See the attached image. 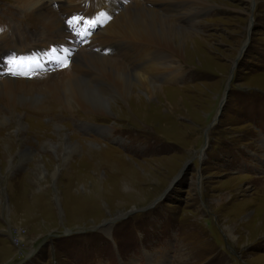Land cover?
Segmentation results:
<instances>
[{"label": "rangeland", "instance_id": "1", "mask_svg": "<svg viewBox=\"0 0 264 264\" xmlns=\"http://www.w3.org/2000/svg\"><path fill=\"white\" fill-rule=\"evenodd\" d=\"M86 1L102 16V0ZM204 1L207 9L192 4L167 17L192 29L185 16L195 15L201 36L181 44L184 76L156 83L165 84L163 101L133 90L147 111L116 95L104 113L63 108L42 84L21 94L40 97L18 121L0 124V264H264V0ZM22 11L0 0V40L20 30L18 48L35 41L51 54L4 49L0 74L30 81L38 69H67L74 60L58 62L56 38ZM104 55L138 66L114 48ZM104 81L99 89L110 91ZM58 140L71 144L70 160L45 147ZM52 235L60 237L47 241Z\"/></svg>", "mask_w": 264, "mask_h": 264}, {"label": "bare ground", "instance_id": "2", "mask_svg": "<svg viewBox=\"0 0 264 264\" xmlns=\"http://www.w3.org/2000/svg\"><path fill=\"white\" fill-rule=\"evenodd\" d=\"M11 1L17 5L20 11L23 10V16L28 19L29 24L40 25L47 36L51 34L52 37L56 38V59L58 62V57H62L64 60L72 58L74 62H71L65 70L59 69V67H56V69H38L35 74L31 73V78L28 76L32 79L30 81L25 78L26 76L16 80L3 75V73L0 74V96L6 104L4 106L6 116L1 118L0 124L5 125L15 120L18 121L21 118L18 111L27 106L31 107L39 99L40 96H33L34 94H21H29L31 89L35 90L40 84L44 85L43 90L46 85L48 86L50 93L58 102L60 101L63 108L75 110L86 108L94 113H104L109 110L108 103H110L109 100H111L112 95H116L113 100H118L119 105L122 106V102L130 97V104L135 102L136 106L139 105L141 112L147 111V108L142 105L143 96H138L137 91L133 90L137 89L142 93L144 92L149 102L154 96L162 99L161 94H163L162 89L165 84L159 87L156 83L162 81L167 84L184 76L182 67L176 65L178 56L181 53V44L190 41L192 37L198 39L201 36L196 30H193L194 27L199 25L198 21L195 22V15L185 16L186 20L192 24V29L176 26L168 18L171 20L177 18L186 6L192 4H195L194 6L197 4L203 8L208 7L204 0H102L100 9L102 16H97L98 11H96L95 1L65 0L64 3L62 2V8L57 5L55 7L56 0ZM89 4H92L91 9H88ZM75 18H81V21L70 23ZM69 23L70 27L68 26ZM98 23H102V25L98 26ZM72 31L77 32L78 36H74ZM21 32L17 30L16 37L5 32L8 40H0V51L8 49L13 56H30L42 53L43 56H39L44 57L46 60L51 52L48 49L41 50L33 45L36 43L35 41L32 42L30 47L25 45L17 47L18 40H20V36L22 37ZM87 33L90 37H86ZM40 35L47 37L44 33H40ZM23 37L27 38V43L30 42L29 32ZM90 40L93 42L88 44ZM109 44L111 45L107 47ZM47 45L51 47V38L48 40ZM83 45L86 46L84 48L79 47ZM108 48L119 50L125 60L129 62L132 60L131 62L138 64V66L131 70L122 65L119 60L105 56V50ZM24 51L25 54H23ZM78 59L86 60L93 71L83 68L85 65L82 66V62L79 63ZM82 78H85L87 82ZM103 80L112 85L110 91L99 89V85L102 84ZM24 82H31V87ZM134 84H136V87H134ZM46 91H48L47 88ZM180 101L181 98L174 100L177 104ZM8 108L14 112L16 117H14L13 112H9ZM138 114L140 113L138 112ZM2 142V148L6 151L3 155L9 157L8 162L11 163L12 154H7L8 151L11 152L9 142ZM59 142L60 145L57 144ZM46 146H48L47 148L54 157L57 156L60 161L71 159L73 154L71 144L68 145V143L58 140L56 143H47ZM93 147L95 148V146ZM75 150L76 147L74 146L73 151ZM27 151L23 152L20 160L24 161L29 156L30 152ZM32 159L35 163L39 160V157ZM97 166H99L98 163L95 164L96 168ZM224 230L228 233L231 241L235 242L232 232L226 227H224ZM19 239L23 242L22 237Z\"/></svg>", "mask_w": 264, "mask_h": 264}, {"label": "water", "instance_id": "3", "mask_svg": "<svg viewBox=\"0 0 264 264\" xmlns=\"http://www.w3.org/2000/svg\"><path fill=\"white\" fill-rule=\"evenodd\" d=\"M51 237L57 238V237H60V236L59 235H52ZM40 245L41 244H39L37 247H39ZM36 250H37V248L34 251H32V253L30 254V256L34 255L36 253Z\"/></svg>", "mask_w": 264, "mask_h": 264}, {"label": "trees", "instance_id": "4", "mask_svg": "<svg viewBox=\"0 0 264 264\" xmlns=\"http://www.w3.org/2000/svg\"><path fill=\"white\" fill-rule=\"evenodd\" d=\"M53 239H56V238H52L51 241H52ZM52 248L54 249V247H52ZM53 251H54V250H53Z\"/></svg>", "mask_w": 264, "mask_h": 264}, {"label": "snow or ice", "instance_id": "5", "mask_svg": "<svg viewBox=\"0 0 264 264\" xmlns=\"http://www.w3.org/2000/svg\"><path fill=\"white\" fill-rule=\"evenodd\" d=\"M0 31H2V29H0Z\"/></svg>", "mask_w": 264, "mask_h": 264}]
</instances>
